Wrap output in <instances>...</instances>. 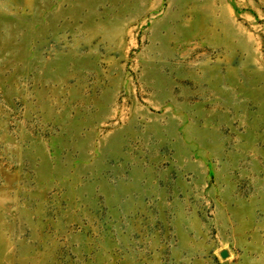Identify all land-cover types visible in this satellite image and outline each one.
<instances>
[{
  "label": "rangeland",
  "instance_id": "374dc122",
  "mask_svg": "<svg viewBox=\"0 0 264 264\" xmlns=\"http://www.w3.org/2000/svg\"><path fill=\"white\" fill-rule=\"evenodd\" d=\"M0 264H264V0H0Z\"/></svg>",
  "mask_w": 264,
  "mask_h": 264
},
{
  "label": "water",
  "instance_id": "95a60500",
  "mask_svg": "<svg viewBox=\"0 0 264 264\" xmlns=\"http://www.w3.org/2000/svg\"><path fill=\"white\" fill-rule=\"evenodd\" d=\"M227 255V252L226 251H222L221 252V256L225 257Z\"/></svg>",
  "mask_w": 264,
  "mask_h": 264
}]
</instances>
